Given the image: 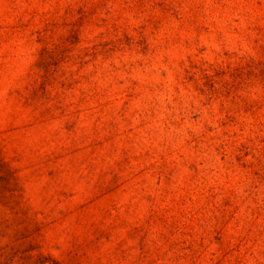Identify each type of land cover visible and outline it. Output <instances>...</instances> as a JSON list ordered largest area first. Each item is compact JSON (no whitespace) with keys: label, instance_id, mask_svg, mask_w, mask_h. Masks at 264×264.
Masks as SVG:
<instances>
[{"label":"rangeland","instance_id":"obj_1","mask_svg":"<svg viewBox=\"0 0 264 264\" xmlns=\"http://www.w3.org/2000/svg\"><path fill=\"white\" fill-rule=\"evenodd\" d=\"M0 264H264V0H0Z\"/></svg>","mask_w":264,"mask_h":264}]
</instances>
